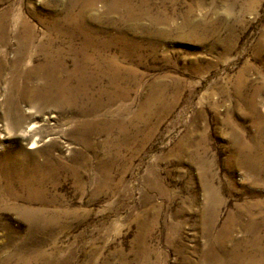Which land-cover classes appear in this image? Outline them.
I'll use <instances>...</instances> for the list:
<instances>
[{
    "label": "rangeland",
    "instance_id": "1",
    "mask_svg": "<svg viewBox=\"0 0 264 264\" xmlns=\"http://www.w3.org/2000/svg\"><path fill=\"white\" fill-rule=\"evenodd\" d=\"M121 3L108 12V2L96 0L83 20L86 23L79 20L80 37L75 41L76 49H81L84 34H91L94 58L82 70L86 64L83 54L79 56L76 83L82 88L90 85L89 95L95 98L127 92L125 99L99 113L108 112L91 132L96 125L112 128L119 123H136L141 131L113 161L102 158L104 134L91 137V151L75 140L78 121L96 122L93 116L82 118L75 111L46 108L43 117L24 116L23 126L13 127L4 99L16 35L9 44H0L4 60L0 171L12 156L23 165L29 166L26 156L32 154L42 162L41 151L55 144L52 155L62 170L55 175L57 187L47 183L45 189L59 196V202L48 209L76 213L64 218L63 233L57 228H31L16 210L24 202L0 192V264H141L143 244L155 250L158 264H182L181 253L189 256L190 264H199L195 248L210 243L230 212L235 213L244 201L264 200V184L240 165L246 159L240 144L253 148L256 155L264 151V0ZM70 5L68 0H0V16L7 13L10 30L16 32L11 26L15 20L26 21L34 30L35 40L28 46L33 54L29 67L46 62L48 54L38 45L53 42L63 65L75 72L67 41L54 42L60 29L71 27L65 20ZM40 84L39 78L32 79L34 87ZM27 106L28 102H20L22 115ZM51 110L55 119L44 124ZM140 111L144 122L138 123L135 116ZM31 126L41 137L36 149H28L33 139L23 133ZM183 141L193 158L177 154ZM101 169H108L107 174ZM205 182L226 200L209 235L201 226ZM144 195L150 203L145 204ZM152 205L160 208L158 223L143 240L141 234L150 231ZM49 230L54 232L51 237ZM231 235L237 242L246 237L241 225Z\"/></svg>",
    "mask_w": 264,
    "mask_h": 264
},
{
    "label": "bare ground",
    "instance_id": "2",
    "mask_svg": "<svg viewBox=\"0 0 264 264\" xmlns=\"http://www.w3.org/2000/svg\"><path fill=\"white\" fill-rule=\"evenodd\" d=\"M68 1L71 2V5L66 12L65 20L70 23L71 27L69 29H60L55 34L54 42L58 43L56 41L61 40L67 41L69 52L74 57L75 72H69L66 66L63 65L61 51L52 49L53 42H48L47 45H38L41 51L48 54L46 62L38 66L29 67L27 63L28 61L30 62L33 54L29 51L28 46L35 40L34 30L26 21L15 20L11 25L16 31L14 32L8 27L11 23H8L9 18L7 13L0 16V44H9L8 41L11 36L16 35L15 37L17 39L15 43V56L9 62L11 77L7 83L8 90L4 99L7 109L6 113L12 117V125L15 128H21L23 126L24 116L32 120L43 117L42 115L46 108L56 109L60 112L67 110L75 111L76 114L82 118L93 116L94 119H97L96 122L90 119H84L82 123L78 121L79 126L75 140L80 143L85 150L91 151L94 149L90 141L91 137L95 134H104L106 136V141L103 144L102 158H109L113 161L116 157L119 158L122 156L124 149L132 145L131 143L128 144L129 140L131 138L134 140L138 138V136L141 135V131L136 123L132 125L119 123L112 128L111 126L96 125L94 132H91L92 125L97 124L98 121L102 119V115H106L108 112L105 114L99 113L106 107L113 105L118 99H125L127 97V92H125L126 90L122 92L115 91L113 93L116 95L115 97L111 95L105 99L100 98V96L99 98H95L96 96L94 97L93 95V97H91L89 95L90 85L85 84L84 88H82L79 82L76 83L74 81L76 78H79L78 71L81 69L79 56L83 54L86 64L84 67L82 66V70L83 68L84 70L88 69L87 66L94 60L93 54L90 53V49L93 46L92 35L89 33L84 34L85 43L82 45V50L76 49L75 41L80 37L78 29L79 20L81 19L83 21L89 17L96 0ZM106 1L108 2L107 11L114 12L119 8L120 4H122L121 2L123 0ZM83 22L86 23V20ZM49 51H51V53ZM53 51H55V54H53ZM97 67L101 69L100 66ZM3 69L4 60L1 55L0 90L3 84ZM34 77L39 78L41 82L39 87H34L32 85V79ZM240 84H242V80ZM23 101L29 103V106L25 108L26 115H22L19 109V104ZM53 112L54 111L51 110L49 117L43 119V121H45L44 124L46 123V119H55ZM135 120L138 123L144 122L141 111L135 116ZM34 128V126H31L23 131L25 136L29 135L33 139L31 143L32 146L28 149H36L40 146L41 137L32 131ZM2 146L3 144H0L1 148ZM54 147L55 144H52V146L41 151V155L44 157L42 162L38 159V155L32 154L26 156V160L30 163L29 166L27 164H20L18 158L14 156L8 158V161L5 162L6 164L3 166L4 169L0 171L4 178V184L2 186L0 185V192L7 194L13 200H21L24 202V205L16 210L20 212L21 219L29 224L31 228L32 226H42L48 229L57 228L59 233H63L67 227L64 225L66 223L64 218L75 216L74 214L76 213L68 209L53 211L48 209L50 205H55L59 202V196L55 194L51 195L45 189L46 185H48L47 183L57 187L59 180L56 182L55 175L58 177L60 170H62V166L58 159L52 155ZM178 150L180 153L177 154L186 156L188 153L189 156L193 158V154L192 152L190 153L187 142L185 143L183 141L179 145ZM240 150L241 153H244L246 158L245 162H242L240 165L250 170V172L260 180L259 183L264 184V151L262 150V154L259 153L256 155L253 148H249L244 144H240ZM102 170L104 174H107L108 169H101L100 171ZM205 173L206 171L203 167L204 178L206 177ZM17 186H20L23 192L18 190ZM202 196L205 215H202L203 222L201 226L202 229L205 230V233L209 235L211 230L218 225L220 209L226 204V200L219 189L207 182L204 184ZM253 196L255 195L253 194ZM197 197V194L194 195L192 200L196 202ZM144 201L146 202L145 204L150 203L149 198L147 199V195H144ZM34 204L39 206L33 207ZM148 206L150 207V205ZM151 208L153 214L149 220L150 231H145V233L141 234L143 240L147 235L153 233L158 223L160 208L158 205H152ZM236 225H241L246 234L242 242L235 241L234 235H231ZM53 234L54 232L50 231L47 236L51 237ZM171 241L172 238H170L169 242ZM204 246V249L200 247L195 248L199 264H264V200L258 199L255 200V202L247 200L239 204L237 206V211L235 213L234 211L230 212L226 216L225 221L219 227V232L211 238L209 244L206 242ZM26 250L27 248L22 250V254H24ZM37 255H42V252L38 251ZM155 255L156 252L153 248L143 244L141 264H158ZM25 262L27 263L28 260L25 259ZM180 263L190 264L189 256L181 253Z\"/></svg>",
    "mask_w": 264,
    "mask_h": 264
}]
</instances>
